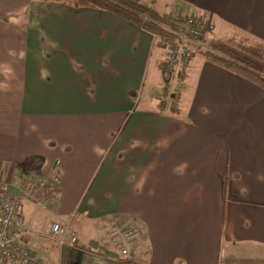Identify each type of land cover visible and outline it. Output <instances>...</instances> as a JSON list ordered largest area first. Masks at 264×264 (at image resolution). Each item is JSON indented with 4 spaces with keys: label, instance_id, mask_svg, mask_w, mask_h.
<instances>
[{
    "label": "crops",
    "instance_id": "crops-1",
    "mask_svg": "<svg viewBox=\"0 0 264 264\" xmlns=\"http://www.w3.org/2000/svg\"><path fill=\"white\" fill-rule=\"evenodd\" d=\"M134 1L264 45V0ZM158 42L106 11L0 0V186L44 264H264V89L200 53L178 81ZM113 225L140 231L134 260Z\"/></svg>",
    "mask_w": 264,
    "mask_h": 264
},
{
    "label": "built area",
    "instance_id": "built-area-1",
    "mask_svg": "<svg viewBox=\"0 0 264 264\" xmlns=\"http://www.w3.org/2000/svg\"><path fill=\"white\" fill-rule=\"evenodd\" d=\"M172 28L161 26L172 38V42L164 38L160 40L165 45L169 54L167 56V66L172 73H178L180 67L187 65L201 51H211L207 43V35L213 30L211 21H205L198 17H188L184 15H173L170 17ZM172 46V48H171ZM175 71V72H173ZM181 86V85H180ZM179 86V87H180ZM40 187L47 185L46 181H41ZM32 187L29 195L39 193V188ZM22 197L12 193L9 184L0 186V261L3 264H44L38 255H34L23 243L25 236L30 230L25 229V221L21 213ZM69 226L62 224H50L46 227L43 236L51 242H55L62 247L72 248L78 246L79 238ZM138 236V230H128L125 234L124 242L128 244ZM124 255H128V250H123Z\"/></svg>",
    "mask_w": 264,
    "mask_h": 264
},
{
    "label": "trees",
    "instance_id": "trees-1",
    "mask_svg": "<svg viewBox=\"0 0 264 264\" xmlns=\"http://www.w3.org/2000/svg\"><path fill=\"white\" fill-rule=\"evenodd\" d=\"M44 2H60L63 5L81 9L89 8L112 13L148 32L158 36L160 40L173 38L161 26L173 27L170 17L158 15L150 5L134 0H42ZM162 24V25H161ZM160 25V26H159ZM238 36L239 38H237ZM234 35L219 44L211 42L210 50L201 51L211 63L226 69L264 89V46L260 43L250 45V37ZM244 39L246 41H242ZM255 42V41H254ZM172 48V46H171ZM48 185V181H47ZM133 230V229H132ZM140 235V231L138 232ZM132 240L129 244H134Z\"/></svg>",
    "mask_w": 264,
    "mask_h": 264
},
{
    "label": "rangeland",
    "instance_id": "rangeland-1",
    "mask_svg": "<svg viewBox=\"0 0 264 264\" xmlns=\"http://www.w3.org/2000/svg\"><path fill=\"white\" fill-rule=\"evenodd\" d=\"M146 3V2H145ZM147 4V3H146ZM149 5V4H148ZM159 12H166V11H164V10H162V9H157ZM162 25V24H161ZM160 26V25H159ZM211 34H209V35H207V38H208V40H207V43H208V45L211 43V42H216V43H219V44H221V43H223V42H225L227 39H228V37L230 36V35H237V34H233V33H225V35L223 36V29L222 28H219V30H218V28L216 29V31H214L213 33H212V35L210 36ZM241 36V35H240ZM237 38H239L238 36H236ZM244 37V36H243ZM213 38V39H212ZM158 39V38H157ZM242 41H246V40H244V39H241ZM158 43H160V42H158ZM250 45H254L255 43H257V42H254L253 40L251 41L250 40ZM161 44V43H160ZM161 46V48L163 49V56H165L166 55V57H165V59L167 58V56H168V54H169V50H168V48L165 46V45H160ZM261 48H263L264 49V46H261ZM165 62V61H164ZM166 63H167V59H166ZM162 64H164V63H162ZM187 65H184V66H182V67H180V71L178 72V73H172V75L173 76H177L178 77V81H181V79L185 76V67H186ZM173 72H175V71H173ZM33 187V186H32ZM30 188L28 187L27 188V191L29 190ZM30 192V191H29ZM29 192H27V193H29ZM70 230H71V228H69ZM118 229V227L115 225H113V227H112V230H110V231H112V234H113V239H115V244H113V246L117 249V251H118V253L122 256V257H126V258H128V259H131L132 258V246L129 244V242H128V244H126L125 242H124V240H125V234L128 232V231H124V229H120V230H118V231H114V230H117ZM72 231V230H71ZM138 238H139V234H138V236L137 237H135L133 240H135V241H138ZM132 241V240H131ZM77 247H75L74 249H76ZM128 250V252H129V254L128 255H124L123 254V250ZM118 253H116V254H118ZM118 254V255H119ZM124 259V260H127V259ZM131 260H134V259H131Z\"/></svg>",
    "mask_w": 264,
    "mask_h": 264
}]
</instances>
